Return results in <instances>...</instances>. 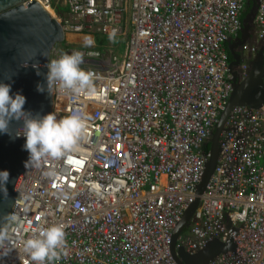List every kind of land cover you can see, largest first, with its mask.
Returning a JSON list of instances; mask_svg holds the SVG:
<instances>
[{
	"label": "built area",
	"instance_id": "2783aa9c",
	"mask_svg": "<svg viewBox=\"0 0 264 264\" xmlns=\"http://www.w3.org/2000/svg\"><path fill=\"white\" fill-rule=\"evenodd\" d=\"M39 1L66 34L115 30L126 49L121 56L112 42L75 50L97 59L81 67L97 74L103 97L54 89L57 119L80 108L88 131L55 177L25 168L10 211L18 218L12 251L0 264L28 260L23 241L51 224L66 232V254L54 264H179L173 231L197 195L205 146L233 88L227 42L241 32L246 0H62V15L53 0ZM255 22L256 40L243 43L242 76L264 42V0ZM220 147L178 244L196 253L236 230V249L209 264H264V106H235Z\"/></svg>",
	"mask_w": 264,
	"mask_h": 264
},
{
	"label": "water",
	"instance_id": "95a60500",
	"mask_svg": "<svg viewBox=\"0 0 264 264\" xmlns=\"http://www.w3.org/2000/svg\"><path fill=\"white\" fill-rule=\"evenodd\" d=\"M26 1L0 0V83L11 85L10 95L13 98L17 93L26 97V112L43 116L53 113L54 105V89L52 93L47 90L46 74L49 70L46 65L54 46L65 39L66 31L63 23L39 0ZM257 5L258 0H246L242 29L240 34L235 35L240 45L249 36ZM228 43L229 40L227 49L233 88L209 139L210 153L197 187V195L173 231L171 249L179 264H209L217 254L235 250L237 245L234 238L236 230L226 241L217 237L210 239L196 253H190L178 244L179 235L191 224L192 216L218 163L220 139L233 108L237 105L255 109L264 106V44L252 57L248 73L242 76L239 72L241 53L236 50L237 43ZM37 64L40 75H37V68L33 67ZM38 84L44 85V92L37 91ZM9 127L10 134L0 132V171L7 170L10 173L6 184L7 194L3 186H0V226L5 223L3 218L10 214L26 168L25 161L29 159V152L23 148L26 138L23 135L17 136V132L23 131V121L13 119Z\"/></svg>",
	"mask_w": 264,
	"mask_h": 264
},
{
	"label": "clouds",
	"instance_id": "9594fccd",
	"mask_svg": "<svg viewBox=\"0 0 264 264\" xmlns=\"http://www.w3.org/2000/svg\"><path fill=\"white\" fill-rule=\"evenodd\" d=\"M116 31L108 34V39L115 42ZM94 40L91 36L84 38V45L91 47ZM84 63L83 53L73 51L71 54L63 53L57 59H49L46 67L47 90L52 93L53 89L68 96L85 95L92 99H102L103 92L96 84L98 76L92 70L81 67ZM25 67L27 65H24ZM37 75H40L39 65ZM11 85L0 83V132L10 134V122L23 121L22 133L26 142L24 150L29 152V159L25 161V167L35 170L47 168L44 173L48 177L57 175L56 165L61 161L71 159V154L78 147L81 139L87 134V114L80 108H74L59 120L55 113L41 116L33 115L24 110L26 97L17 93L15 97L10 95ZM37 91L44 92L43 84L37 85ZM51 165V167H48ZM10 173L0 171V186L7 194L6 184ZM5 223L0 226V258L6 257L12 251L11 245L15 228L10 229L12 222L18 218L15 215H7ZM66 232L63 224H51L40 226L38 232L23 241V253L28 256L24 260L19 256L22 264H54L65 255Z\"/></svg>",
	"mask_w": 264,
	"mask_h": 264
},
{
	"label": "rangeland",
	"instance_id": "374dc122",
	"mask_svg": "<svg viewBox=\"0 0 264 264\" xmlns=\"http://www.w3.org/2000/svg\"><path fill=\"white\" fill-rule=\"evenodd\" d=\"M86 36H94L95 37V41L93 46L91 47H86L84 45V38ZM95 36V35H88V34H66L65 39L62 42L57 43L53 50H52V56H60L63 53H69L71 54L73 51H75L76 49H89V48H98L99 45H102L103 47H110L112 45V41H110L108 39V36H103L106 40L101 42L99 40V37ZM114 44H116V49L119 52V55L122 56L123 52L126 49V39L124 40H119L118 37H115V42ZM264 44V42L261 43V45ZM101 46V47H102ZM84 58V57H83ZM84 62H86L87 64H89V66H93L97 64V59L95 58H84Z\"/></svg>",
	"mask_w": 264,
	"mask_h": 264
},
{
	"label": "flooded vegetation",
	"instance_id": "af4514ba",
	"mask_svg": "<svg viewBox=\"0 0 264 264\" xmlns=\"http://www.w3.org/2000/svg\"><path fill=\"white\" fill-rule=\"evenodd\" d=\"M249 30H250L249 36L247 37V39L245 41V42H248V43L251 42V40H252L251 37L256 36L257 31H258V26H257V23L255 22V18H254V22L251 24ZM235 38H236L235 36H231L229 38V43H233V42L237 43L236 50H238L241 53V63H242V60L244 59L245 50L243 49V44L242 45L238 44L239 39H235Z\"/></svg>",
	"mask_w": 264,
	"mask_h": 264
},
{
	"label": "trees",
	"instance_id": "16d2710c",
	"mask_svg": "<svg viewBox=\"0 0 264 264\" xmlns=\"http://www.w3.org/2000/svg\"><path fill=\"white\" fill-rule=\"evenodd\" d=\"M53 3L55 5L57 13L62 15L63 10H64V6L62 5V0H53ZM98 36L101 37V38L98 37L101 42L106 40L103 36H101V35H98ZM100 48H103V47L100 46ZM229 56H230V54H229ZM250 62H251V60H250ZM205 149L206 150L210 149V143L206 144Z\"/></svg>",
	"mask_w": 264,
	"mask_h": 264
},
{
	"label": "crops",
	"instance_id": "0c3cea01",
	"mask_svg": "<svg viewBox=\"0 0 264 264\" xmlns=\"http://www.w3.org/2000/svg\"><path fill=\"white\" fill-rule=\"evenodd\" d=\"M251 39H252L251 41L254 42L256 40V37L253 36L251 37Z\"/></svg>",
	"mask_w": 264,
	"mask_h": 264
},
{
	"label": "bare ground",
	"instance_id": "6f19581e",
	"mask_svg": "<svg viewBox=\"0 0 264 264\" xmlns=\"http://www.w3.org/2000/svg\"><path fill=\"white\" fill-rule=\"evenodd\" d=\"M48 10L51 12V14H54V12L51 9H48Z\"/></svg>",
	"mask_w": 264,
	"mask_h": 264
}]
</instances>
